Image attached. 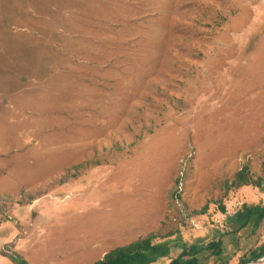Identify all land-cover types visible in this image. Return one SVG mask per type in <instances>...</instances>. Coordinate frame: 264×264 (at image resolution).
<instances>
[{"label":"rangeland","instance_id":"1","mask_svg":"<svg viewBox=\"0 0 264 264\" xmlns=\"http://www.w3.org/2000/svg\"><path fill=\"white\" fill-rule=\"evenodd\" d=\"M244 167L261 189L228 188ZM257 204L264 0H0V264L143 238L239 264Z\"/></svg>","mask_w":264,"mask_h":264},{"label":"trees","instance_id":"2","mask_svg":"<svg viewBox=\"0 0 264 264\" xmlns=\"http://www.w3.org/2000/svg\"><path fill=\"white\" fill-rule=\"evenodd\" d=\"M263 180L261 178L255 181L250 178L246 168H242L234 176V179L228 185L229 187L239 188L245 185H252L262 188ZM240 225L238 229L251 227V234L254 235L257 230L264 225V204L243 205L240 210L233 214ZM222 241L216 239L208 242L202 250L208 255L221 254ZM199 252L197 247L191 250H182L174 257H168L169 248L164 244L152 245L150 238H143L128 245L117 247L105 253L103 257L94 264H153L159 259L168 258L166 264H199L200 259L196 256ZM264 256V243L257 248H252L247 254H243L239 264H248L251 261H257ZM14 264H27L26 261L19 257H10Z\"/></svg>","mask_w":264,"mask_h":264},{"label":"bare ground","instance_id":"3","mask_svg":"<svg viewBox=\"0 0 264 264\" xmlns=\"http://www.w3.org/2000/svg\"><path fill=\"white\" fill-rule=\"evenodd\" d=\"M255 264H264V258L256 262Z\"/></svg>","mask_w":264,"mask_h":264},{"label":"water","instance_id":"4","mask_svg":"<svg viewBox=\"0 0 264 264\" xmlns=\"http://www.w3.org/2000/svg\"><path fill=\"white\" fill-rule=\"evenodd\" d=\"M263 258H264V256L262 257V259H263ZM259 260H260V259H259ZM259 260H257V261H259ZM257 261H256V262H257Z\"/></svg>","mask_w":264,"mask_h":264}]
</instances>
